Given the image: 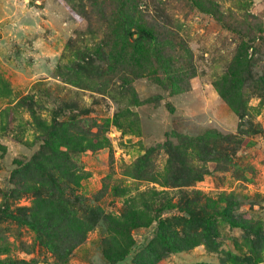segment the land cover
Instances as JSON below:
<instances>
[{
	"label": "rangeland",
	"instance_id": "1",
	"mask_svg": "<svg viewBox=\"0 0 264 264\" xmlns=\"http://www.w3.org/2000/svg\"><path fill=\"white\" fill-rule=\"evenodd\" d=\"M118 2L126 24L152 39L124 36ZM60 122L88 130L91 146L69 153L80 174L74 193L106 213L129 197L140 205L149 187L198 191L221 206L234 199L246 228L217 216L213 230L191 231L198 244L155 264H264V237L252 234L264 235V0H0V259L111 264L104 221L59 259L3 211L27 212L32 196L12 191L14 161L40 150L43 123ZM171 163L203 169L202 178L162 185ZM178 214L161 218L175 226ZM156 225L133 229L116 264H136Z\"/></svg>",
	"mask_w": 264,
	"mask_h": 264
},
{
	"label": "trees",
	"instance_id": "2",
	"mask_svg": "<svg viewBox=\"0 0 264 264\" xmlns=\"http://www.w3.org/2000/svg\"><path fill=\"white\" fill-rule=\"evenodd\" d=\"M118 13L123 20L121 30L124 36L132 37L136 32L139 38H153L147 28L140 27L135 31L126 24L127 14L122 2H118ZM32 116L35 117V113H32ZM65 125L63 122L43 123L40 129L43 133L40 150L27 161H14L15 168L11 177L18 186L12 191L14 194L26 192L32 196L28 208L20 207L27 212L17 215L3 210L8 217L26 222L34 229L40 244L57 258L68 256L100 221L105 222L108 234L102 239L101 251L111 264H116L128 254L134 242L132 230L147 226L153 220L157 222L155 234L134 257L136 264H155L167 253L198 244L200 241H192L194 235L191 231L195 229L198 237L204 234L198 229L206 232L213 230L216 227L215 222L218 221L217 216H221L230 226L247 227L231 208L234 205L233 198L227 200V205L221 206L218 199L210 198L203 202V196L198 194V191L186 188H180L178 195L174 196L169 189L149 187L139 192L142 198L140 205H136L135 196L129 197L117 214L106 213L100 205L82 201V197L74 193L80 183V174L69 153L80 152L90 147L91 143L86 138L88 130L83 128L79 131L83 136H80L73 130L74 126ZM83 140L85 143H82ZM51 170L58 171L60 175L53 174ZM186 170L188 173L171 163L166 170V179L160 180V183L180 187L202 178L203 169L187 165ZM15 178H18V181H14ZM102 189L96 192V200L103 195ZM191 192L196 193V196L190 195ZM147 193H152L150 198L146 196ZM223 195L220 193L218 197L222 198ZM173 208L181 212L173 215L178 219L175 226L169 217L161 218L163 211ZM188 224L190 228L187 227ZM252 234L253 237H264L256 230ZM0 264L34 263L25 259H0Z\"/></svg>",
	"mask_w": 264,
	"mask_h": 264
}]
</instances>
